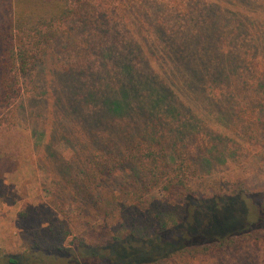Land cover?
<instances>
[{
	"label": "rangeland",
	"instance_id": "374dc122",
	"mask_svg": "<svg viewBox=\"0 0 264 264\" xmlns=\"http://www.w3.org/2000/svg\"><path fill=\"white\" fill-rule=\"evenodd\" d=\"M75 10L58 28V36L35 49L31 70L21 78L20 98L0 115V247L13 254L29 251L34 231L46 228L51 216L60 219L62 211L71 217L72 237L97 242L93 220L77 214L76 202L66 192V186L71 191L81 181L86 170L81 160L96 144L122 155L132 141H154L167 148L172 159L182 153L193 156L203 183L224 185L248 172L244 179L254 189L262 186L264 162L255 156L264 154V100L257 96L264 91V65L258 72L248 69L257 63L249 60L252 52L248 54L244 40L238 45L235 39L233 43L227 39V31H221L222 53L238 57V63L242 59V65L232 85L208 81L198 113L174 99L171 112L172 105L131 118L103 114L102 97L129 81L126 67L138 79L160 78L156 55H151L150 45L144 46L148 40L183 69L190 67L191 73L206 68L200 60L207 61L204 44L209 42L210 24L219 15L214 16L212 4L206 0H83ZM213 66H218L215 59ZM256 162L262 167L259 172L252 170ZM123 174L117 178L123 180L130 172ZM57 262L71 260L64 257ZM164 264H264V240L222 254L176 258Z\"/></svg>",
	"mask_w": 264,
	"mask_h": 264
},
{
	"label": "trees",
	"instance_id": "16d2710c",
	"mask_svg": "<svg viewBox=\"0 0 264 264\" xmlns=\"http://www.w3.org/2000/svg\"><path fill=\"white\" fill-rule=\"evenodd\" d=\"M206 1L212 4L214 16L219 14L210 24L209 42L204 44L207 61L200 60L206 68L191 73L190 67L183 69L176 59L148 40L144 46L150 45L151 55H156L160 78L138 79L126 67L127 84L102 97L105 117L131 118L172 105L171 112L174 99L186 103L191 113H198L202 91L209 89L208 81L232 85L235 71L242 65V59L238 63V57L222 53L225 45L219 46L221 31L228 32L226 38L232 43L233 39L238 45L244 40L248 54L252 52L251 64L257 62L248 69H261L264 0ZM82 2L0 0V115L20 98L21 78L31 70L35 49L58 36V28L75 15V5ZM214 59L218 66L210 68ZM257 96L264 100V91ZM155 143L132 141L122 155L103 151L96 144L82 158L86 170L81 181L71 191L66 186L65 191L76 202L77 214L93 220L91 230L97 242L72 237L71 217L62 211L60 219L51 216L46 228L34 231L29 251L13 254L0 247V264H58L55 262L64 257L70 258L69 264H164L176 258L222 254L264 240V182L261 190L254 189L244 179L248 172H241L224 185L203 183L193 156L182 153L179 159H172L167 148ZM255 157H262L264 162V154ZM261 169L258 164L252 167L255 172ZM125 172L130 174L119 180L117 177ZM249 200L256 206H250Z\"/></svg>",
	"mask_w": 264,
	"mask_h": 264
}]
</instances>
